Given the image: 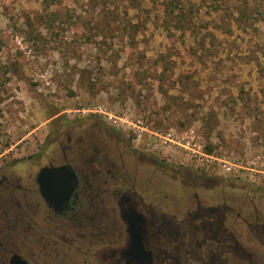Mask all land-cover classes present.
I'll use <instances>...</instances> for the list:
<instances>
[{"label":"rangeland","instance_id":"rangeland-1","mask_svg":"<svg viewBox=\"0 0 264 264\" xmlns=\"http://www.w3.org/2000/svg\"><path fill=\"white\" fill-rule=\"evenodd\" d=\"M92 130L176 221L232 208L229 264H264V0H0V177Z\"/></svg>","mask_w":264,"mask_h":264},{"label":"flooded vegetation","instance_id":"flooded-vegetation-1","mask_svg":"<svg viewBox=\"0 0 264 264\" xmlns=\"http://www.w3.org/2000/svg\"><path fill=\"white\" fill-rule=\"evenodd\" d=\"M60 145V159L39 168L65 165L76 174L59 209L42 196L39 170L27 183L0 177V264L13 255L26 264H229L227 255L241 253L224 225L229 206L203 205L195 194L193 210L176 221L154 203L152 197H163L139 182L137 162L127 164V150L111 137L92 130ZM130 209L143 216L148 259L125 253L129 235L121 213Z\"/></svg>","mask_w":264,"mask_h":264},{"label":"water","instance_id":"water-1","mask_svg":"<svg viewBox=\"0 0 264 264\" xmlns=\"http://www.w3.org/2000/svg\"><path fill=\"white\" fill-rule=\"evenodd\" d=\"M76 174L67 166H44L42 167L36 180L39 189L45 200L59 209L73 191V180ZM121 218L126 224L129 235V245L125 253L127 256L136 259L149 258L150 252L143 247V216L135 210L130 209L121 213ZM10 264H26L19 255H13Z\"/></svg>","mask_w":264,"mask_h":264},{"label":"trees","instance_id":"trees-1","mask_svg":"<svg viewBox=\"0 0 264 264\" xmlns=\"http://www.w3.org/2000/svg\"><path fill=\"white\" fill-rule=\"evenodd\" d=\"M173 8H174V7H170V6H168L167 8H165V10L168 9L169 11H171V14H173V13H174V9H173ZM180 22H181V18L177 20V23H180ZM176 27H178V26H176ZM177 29H178V28H177Z\"/></svg>","mask_w":264,"mask_h":264},{"label":"built area","instance_id":"built-area-1","mask_svg":"<svg viewBox=\"0 0 264 264\" xmlns=\"http://www.w3.org/2000/svg\"><path fill=\"white\" fill-rule=\"evenodd\" d=\"M224 166L226 167V169H231V166H226V164Z\"/></svg>","mask_w":264,"mask_h":264}]
</instances>
